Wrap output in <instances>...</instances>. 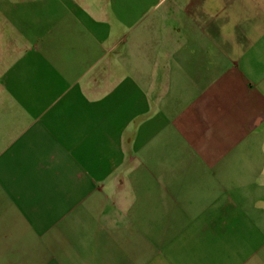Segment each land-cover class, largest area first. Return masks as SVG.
<instances>
[{"label":"crops","instance_id":"crops-1","mask_svg":"<svg viewBox=\"0 0 264 264\" xmlns=\"http://www.w3.org/2000/svg\"><path fill=\"white\" fill-rule=\"evenodd\" d=\"M0 264H264V0H0Z\"/></svg>","mask_w":264,"mask_h":264}]
</instances>
